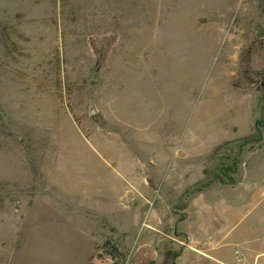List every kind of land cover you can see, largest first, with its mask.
I'll return each instance as SVG.
<instances>
[{"label":"rangeland","instance_id":"rangeland-1","mask_svg":"<svg viewBox=\"0 0 264 264\" xmlns=\"http://www.w3.org/2000/svg\"><path fill=\"white\" fill-rule=\"evenodd\" d=\"M252 44L264 0H0V264L263 253Z\"/></svg>","mask_w":264,"mask_h":264},{"label":"trees","instance_id":"trees-1","mask_svg":"<svg viewBox=\"0 0 264 264\" xmlns=\"http://www.w3.org/2000/svg\"><path fill=\"white\" fill-rule=\"evenodd\" d=\"M91 45L97 57L95 69L97 73H99L105 65L106 54H99L94 42H92ZM257 50L264 51V46L260 44L258 46L257 44H252L242 51L238 70L239 78L233 82V86L239 89H248L252 87L258 92H262L264 94V68H260V70H258L254 67V56ZM178 257V253L167 251L164 254L163 262L161 264H175ZM150 264L156 263L151 262Z\"/></svg>","mask_w":264,"mask_h":264},{"label":"built area","instance_id":"built-area-1","mask_svg":"<svg viewBox=\"0 0 264 264\" xmlns=\"http://www.w3.org/2000/svg\"><path fill=\"white\" fill-rule=\"evenodd\" d=\"M236 264H264V252L253 258H248L240 251H235Z\"/></svg>","mask_w":264,"mask_h":264},{"label":"crops","instance_id":"crops-1","mask_svg":"<svg viewBox=\"0 0 264 264\" xmlns=\"http://www.w3.org/2000/svg\"><path fill=\"white\" fill-rule=\"evenodd\" d=\"M216 184L218 185L217 187L223 186L221 183L220 184L216 183Z\"/></svg>","mask_w":264,"mask_h":264},{"label":"water","instance_id":"water-1","mask_svg":"<svg viewBox=\"0 0 264 264\" xmlns=\"http://www.w3.org/2000/svg\"><path fill=\"white\" fill-rule=\"evenodd\" d=\"M95 110H93L92 114H94Z\"/></svg>","mask_w":264,"mask_h":264}]
</instances>
